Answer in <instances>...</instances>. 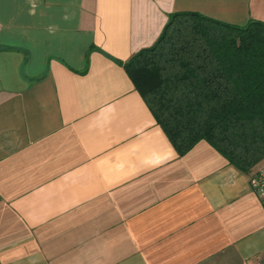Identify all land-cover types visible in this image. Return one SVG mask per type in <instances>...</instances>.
Masks as SVG:
<instances>
[{"label":"crops","instance_id":"crops-1","mask_svg":"<svg viewBox=\"0 0 264 264\" xmlns=\"http://www.w3.org/2000/svg\"><path fill=\"white\" fill-rule=\"evenodd\" d=\"M174 12L243 26L264 0H0V264H264V157L178 156L108 58Z\"/></svg>","mask_w":264,"mask_h":264},{"label":"trees","instance_id":"trees-1","mask_svg":"<svg viewBox=\"0 0 264 264\" xmlns=\"http://www.w3.org/2000/svg\"><path fill=\"white\" fill-rule=\"evenodd\" d=\"M108 58L178 156L202 140L242 172L264 157V23L174 12L152 45L125 61Z\"/></svg>","mask_w":264,"mask_h":264},{"label":"built area","instance_id":"built-area-1","mask_svg":"<svg viewBox=\"0 0 264 264\" xmlns=\"http://www.w3.org/2000/svg\"><path fill=\"white\" fill-rule=\"evenodd\" d=\"M249 188L258 197L264 209V162L261 163L248 178ZM259 264V263H257Z\"/></svg>","mask_w":264,"mask_h":264},{"label":"rangeland","instance_id":"rangeland-1","mask_svg":"<svg viewBox=\"0 0 264 264\" xmlns=\"http://www.w3.org/2000/svg\"><path fill=\"white\" fill-rule=\"evenodd\" d=\"M263 162H264V160H263Z\"/></svg>","mask_w":264,"mask_h":264}]
</instances>
